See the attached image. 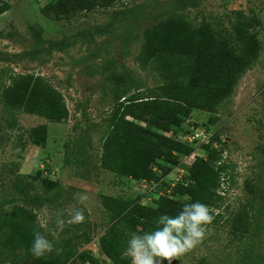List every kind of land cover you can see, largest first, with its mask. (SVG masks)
Wrapping results in <instances>:
<instances>
[{"label": "rangeland", "instance_id": "374dc122", "mask_svg": "<svg viewBox=\"0 0 264 264\" xmlns=\"http://www.w3.org/2000/svg\"><path fill=\"white\" fill-rule=\"evenodd\" d=\"M7 1L10 8L0 15V91L14 74L42 75L61 92L68 116L60 123L20 111L11 116L0 104V210L22 203L53 240L80 236L77 250L83 257L76 264H90V256L96 264H114L99 244L111 225L100 196L133 200L142 195L145 207H156L159 198L175 205L187 195L172 187L190 182V164L205 155L202 146L213 140L231 166L218 189L222 208L210 209L223 210L224 217L208 225L204 240L173 264H264V0H109V6L83 11L76 0ZM45 4H53L48 16L39 10ZM173 13L228 33L240 14L250 24L247 42L258 54L216 113L193 108L164 133L193 148L167 165L163 179L171 189L164 192L100 168V135L113 106L114 83L146 88L168 79L160 65H168L171 53H160L145 69L136 56L145 29ZM176 34L174 30L165 40ZM12 117L15 123L8 125ZM38 124L47 128L44 146L30 142L29 129ZM43 178L58 180L63 188L44 193ZM75 193H86L88 200L80 204ZM68 208L84 209V222L69 223ZM232 216L239 230L228 221ZM58 219L64 221L62 228ZM142 222L140 217L134 221L136 230L141 231ZM242 222L249 224L244 232ZM12 257L1 256L0 264H39L35 258ZM118 264H130V259L122 255Z\"/></svg>", "mask_w": 264, "mask_h": 264}, {"label": "trees", "instance_id": "16d2710c", "mask_svg": "<svg viewBox=\"0 0 264 264\" xmlns=\"http://www.w3.org/2000/svg\"><path fill=\"white\" fill-rule=\"evenodd\" d=\"M76 4L83 11L96 5L109 6L110 1L76 0ZM9 8L7 0H0V15ZM52 8L53 4H45L39 10L48 16V10ZM59 11L62 13L63 8ZM231 27L233 33H228L208 22L193 24L182 14L173 13L145 29L136 61L145 69L160 53H171L168 65H160L169 77L161 84L146 88L114 83L113 106L100 135V168L137 181H154L159 183L156 189L164 192L171 189L163 179L169 169L167 165L190 154L193 148L164 133L172 126H178L193 108L216 113L230 99L238 81L258 54V48L247 42L249 22L238 14ZM174 30L177 31L176 37L165 40ZM37 39L44 41L41 36ZM0 104L3 113L11 116L12 112L20 111L55 123L68 116L61 92L42 75L34 73L10 76L8 83L1 88ZM11 123H15L14 117L8 125ZM46 133L45 124L30 128V142L44 146ZM213 143L208 140L202 146L205 155L195 156L190 164L187 174L190 182L176 183L172 187L190 199H180L174 205L170 199L159 198L156 207H145L140 201L142 195L133 200L106 194L100 196V204L111 225L100 236L99 244L114 264L119 263L130 233L154 230L161 214L175 216L184 203L195 201L206 204L209 209L222 208L224 198L218 189L231 166L223 160L222 148L214 147ZM64 163L67 164L66 158ZM41 182L44 193L50 190L57 193L63 188L58 180L43 178ZM132 207L135 212H131ZM210 215L213 216L211 224L219 223L224 217L223 210L217 213L210 210ZM236 216L228 221L239 230ZM138 217L143 221L141 231L133 226ZM240 227L244 232L249 224L242 222ZM36 231L44 234L54 246L52 252L39 258L30 251ZM79 237L73 235L53 240L36 221L32 210L22 203L11 206L5 213L0 210V257L35 258L39 264H76L75 259L83 257L77 250ZM82 241L85 243L89 239ZM89 263L96 264L93 256L89 257Z\"/></svg>", "mask_w": 264, "mask_h": 264}, {"label": "clouds", "instance_id": "9594fccd", "mask_svg": "<svg viewBox=\"0 0 264 264\" xmlns=\"http://www.w3.org/2000/svg\"><path fill=\"white\" fill-rule=\"evenodd\" d=\"M74 198L80 204L88 200L86 193H75ZM66 211L70 217L69 223L84 222V209L68 208ZM212 220L213 216L210 215V209L206 204L199 201L184 203L175 216L161 214L156 220L158 226L154 230L142 234L130 233L122 255L130 259V264H165V261L167 264H173L174 260L191 251L204 240L208 231L207 226ZM56 223L62 228L64 221L58 219ZM53 247L44 234L39 231L34 233L30 247L33 256L39 258L46 252H52Z\"/></svg>", "mask_w": 264, "mask_h": 264}, {"label": "built area", "instance_id": "2783aa9c", "mask_svg": "<svg viewBox=\"0 0 264 264\" xmlns=\"http://www.w3.org/2000/svg\"><path fill=\"white\" fill-rule=\"evenodd\" d=\"M195 137L194 136H192V139H194ZM139 182V181H138ZM146 184H150L151 186H152V188H153V190H155L156 189V187H157V185H159V183H156V182H154V181H146V180H141L140 181V186H145ZM169 189H167V191H168ZM145 198H146V196H144ZM144 197H142L141 199H143ZM141 201V200H140ZM142 203H143V201H142Z\"/></svg>", "mask_w": 264, "mask_h": 264}]
</instances>
